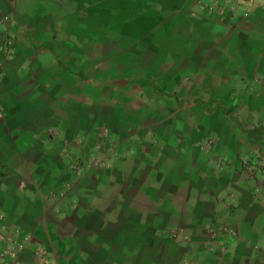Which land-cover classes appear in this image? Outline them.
<instances>
[{"label": "crops", "instance_id": "1", "mask_svg": "<svg viewBox=\"0 0 264 264\" xmlns=\"http://www.w3.org/2000/svg\"><path fill=\"white\" fill-rule=\"evenodd\" d=\"M211 1L0 0L20 264H264V2Z\"/></svg>", "mask_w": 264, "mask_h": 264}, {"label": "built area", "instance_id": "2", "mask_svg": "<svg viewBox=\"0 0 264 264\" xmlns=\"http://www.w3.org/2000/svg\"><path fill=\"white\" fill-rule=\"evenodd\" d=\"M264 1H260L262 3ZM204 8H207L208 10H214V5L212 4H205ZM220 11L223 13L225 12V9L223 7L220 8ZM213 144V139H206L203 142H200L198 144L200 150L204 151L208 147H210ZM74 165H78L79 161L74 160ZM101 160L96 161V165L101 164ZM224 163V160L221 161V164ZM245 164L248 168V172L251 174V172L259 171L264 168V162L258 161L256 163H250V161H245ZM232 232H234V229H231ZM19 236V232H9V233H0V245L2 246L0 256H6L9 258L10 262L9 264H20L19 262V254L24 249L25 245L17 240ZM187 240H189V237H186Z\"/></svg>", "mask_w": 264, "mask_h": 264}, {"label": "rangeland", "instance_id": "3", "mask_svg": "<svg viewBox=\"0 0 264 264\" xmlns=\"http://www.w3.org/2000/svg\"><path fill=\"white\" fill-rule=\"evenodd\" d=\"M241 0H212L210 4L214 5V10H218L220 14L226 16L229 13V9H232L233 5L239 3ZM250 1V0H248ZM264 1V0H259ZM223 7L225 12H221L220 8Z\"/></svg>", "mask_w": 264, "mask_h": 264}]
</instances>
